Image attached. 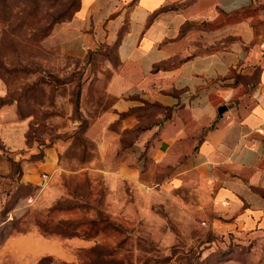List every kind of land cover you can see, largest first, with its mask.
I'll return each instance as SVG.
<instances>
[{
	"label": "rangeland",
	"instance_id": "1",
	"mask_svg": "<svg viewBox=\"0 0 264 264\" xmlns=\"http://www.w3.org/2000/svg\"><path fill=\"white\" fill-rule=\"evenodd\" d=\"M79 1L0 0V264H264V235L215 225L193 176L150 158L156 134L139 149L159 104L99 119L113 49L46 42ZM126 154L134 179L118 174Z\"/></svg>",
	"mask_w": 264,
	"mask_h": 264
},
{
	"label": "crops",
	"instance_id": "2",
	"mask_svg": "<svg viewBox=\"0 0 264 264\" xmlns=\"http://www.w3.org/2000/svg\"><path fill=\"white\" fill-rule=\"evenodd\" d=\"M47 41L82 59L111 47L112 102L99 119L159 104L163 111L140 132L139 149L156 134L148 155L173 167L176 180L193 176L215 225L264 235V0H80ZM252 71V82H233L234 72ZM129 159L118 174L134 179Z\"/></svg>",
	"mask_w": 264,
	"mask_h": 264
},
{
	"label": "water",
	"instance_id": "3",
	"mask_svg": "<svg viewBox=\"0 0 264 264\" xmlns=\"http://www.w3.org/2000/svg\"><path fill=\"white\" fill-rule=\"evenodd\" d=\"M227 108L226 104H222L218 107L219 112H223Z\"/></svg>",
	"mask_w": 264,
	"mask_h": 264
},
{
	"label": "trees",
	"instance_id": "4",
	"mask_svg": "<svg viewBox=\"0 0 264 264\" xmlns=\"http://www.w3.org/2000/svg\"><path fill=\"white\" fill-rule=\"evenodd\" d=\"M79 2H80V1H79ZM78 7H79V4H78ZM78 7H77V8H78ZM77 8H76V9H77ZM76 9H75V11H76ZM75 11H74V12H75ZM73 14H74V13H73ZM92 51H93V50H92ZM92 51H89V53L92 52ZM89 53H88V54H89ZM124 113H125V112H124ZM122 114H123V113H122ZM153 135H154V134H153ZM151 145H152V144H151Z\"/></svg>",
	"mask_w": 264,
	"mask_h": 264
},
{
	"label": "built area",
	"instance_id": "5",
	"mask_svg": "<svg viewBox=\"0 0 264 264\" xmlns=\"http://www.w3.org/2000/svg\"><path fill=\"white\" fill-rule=\"evenodd\" d=\"M44 176H45V174H44Z\"/></svg>",
	"mask_w": 264,
	"mask_h": 264
}]
</instances>
